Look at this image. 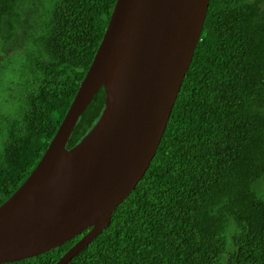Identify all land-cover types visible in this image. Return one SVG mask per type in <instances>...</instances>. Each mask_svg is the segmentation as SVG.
I'll use <instances>...</instances> for the list:
<instances>
[{"label": "trees", "instance_id": "16d2710c", "mask_svg": "<svg viewBox=\"0 0 264 264\" xmlns=\"http://www.w3.org/2000/svg\"><path fill=\"white\" fill-rule=\"evenodd\" d=\"M22 0H0L8 42ZM115 0H50L0 113V203L37 164L93 58ZM100 87L66 147L92 126ZM264 16L260 0H209L162 137L110 222L66 264H264ZM0 264H54L82 234Z\"/></svg>", "mask_w": 264, "mask_h": 264}, {"label": "water", "instance_id": "95a60500", "mask_svg": "<svg viewBox=\"0 0 264 264\" xmlns=\"http://www.w3.org/2000/svg\"><path fill=\"white\" fill-rule=\"evenodd\" d=\"M209 0H115L93 58L46 149L0 203V263L81 235L66 264L110 222L147 169L199 39ZM103 108L66 147L99 88Z\"/></svg>", "mask_w": 264, "mask_h": 264}, {"label": "rangeland", "instance_id": "374dc122", "mask_svg": "<svg viewBox=\"0 0 264 264\" xmlns=\"http://www.w3.org/2000/svg\"><path fill=\"white\" fill-rule=\"evenodd\" d=\"M50 0H22L17 4L20 17L14 19L15 29L8 42L0 39V113L9 110L8 95L16 88L14 80L22 61V50L28 42L29 33H37L38 20L43 18L42 6H49ZM262 16H264V0H260ZM259 192L264 193V176L255 183Z\"/></svg>", "mask_w": 264, "mask_h": 264}, {"label": "clouds", "instance_id": "9594fccd", "mask_svg": "<svg viewBox=\"0 0 264 264\" xmlns=\"http://www.w3.org/2000/svg\"><path fill=\"white\" fill-rule=\"evenodd\" d=\"M27 177V176H26ZM60 246V245H59ZM54 249V248H53ZM59 258V257H58Z\"/></svg>", "mask_w": 264, "mask_h": 264}]
</instances>
